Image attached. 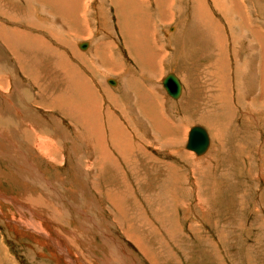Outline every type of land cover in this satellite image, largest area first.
<instances>
[{
    "label": "rangeland",
    "instance_id": "rangeland-1",
    "mask_svg": "<svg viewBox=\"0 0 264 264\" xmlns=\"http://www.w3.org/2000/svg\"><path fill=\"white\" fill-rule=\"evenodd\" d=\"M50 1L40 6L32 0L37 17L28 23L23 20L29 14L26 0H0V27L22 31L34 25L28 34L49 45L41 48L28 36L8 44L0 35V86L6 88L0 87V264H264V0L228 1L237 29L233 47L222 14L209 0L211 19L204 17L202 23L188 5L193 0H176L175 18L170 23L164 15L165 25L155 4L146 9L155 13L149 21L136 15L141 30L143 23L149 25L148 34L153 29L160 45L149 43L157 71L140 82L145 91H155L153 127L152 117L150 124L137 105L118 104L126 103L124 98L134 101L125 84L136 67L130 58L136 48L125 47L112 0H86L93 35L85 37L74 35L80 28L73 23L49 14ZM21 12L26 15L22 24L4 16ZM218 23L229 39L222 49ZM26 41L31 45L26 47ZM83 43H88L85 51ZM142 50L139 46L141 60ZM14 51L24 58L26 70ZM220 58L228 68L224 76ZM63 63L81 73L70 72V81H88L101 104L84 106L81 86L66 79ZM170 73L187 84L185 101V92L176 101L164 90ZM76 104L80 108L72 110ZM87 107L103 129L89 111L85 118ZM108 112L126 127L131 138L126 148L128 137L114 145ZM200 120L210 126L200 127L211 145L198 156L186 142Z\"/></svg>",
    "mask_w": 264,
    "mask_h": 264
},
{
    "label": "bare ground",
    "instance_id": "bare-ground-1",
    "mask_svg": "<svg viewBox=\"0 0 264 264\" xmlns=\"http://www.w3.org/2000/svg\"><path fill=\"white\" fill-rule=\"evenodd\" d=\"M32 0H26V9L24 10V12L26 11V12H28L29 14H27V16L26 15H24V13L23 12H21L22 14L21 15H18L19 17H17V16H15V17H12L11 15H9L10 17H8L7 15H4L5 17H7L8 19H10V20H12V21H14V20H17L18 21V23H20V24H22L21 23V21H20V18L21 17H23V15L24 16H26L23 20H25L26 22H32V19H33V16H35L34 15V13L33 12H35V9H36V7H37V5L34 7L33 5H34V3L35 2H40L39 3V5L40 6H43V5H45L46 3H48V0H34L35 2L34 3H30ZM52 1V2H51ZM49 3H51L52 5V8H53V10H52V12L50 11V13L49 14H51V15H55V14H58L59 15V17L58 18H60V20H65V21H69L68 23H73L74 24V28H80L79 29V31H78V33H76L75 31V33H74V35L75 36H79V35H82L83 37H85L84 35H83V33H85V35L87 34V33H89L90 35L92 34V31H91V26L89 25V18L87 17V12H89V10H90V8H89V5L87 6V1L86 0H63V1H61V2H59L58 0H51ZM101 1H105V0H101ZM140 1V2H139ZM139 1H134V0H112L111 1V3H112V5L114 6V7H116V12H117V24L118 25H120V28L121 29H119V31H120V33H122V35H123V40H124V44H125V47H127L129 50L130 49H135L136 48V50H135V54H132V55H134V56H130V58L132 59V63H133V65H135L136 67L135 68H133L132 70H131V74H130V77H129V79H127V81H126V84H125V88H128V89H130V92H132L133 93V98H134V101H129L128 99H126V98H124V100L126 101V103H122V102H120V103H118V104H121L122 105V107H126L128 104H129V102L130 103H132V104H134L135 106L137 105L138 107H137V109H138V111H141L142 110V112L144 113V115L146 116V115H148V114H150V113H155V110L156 109H154V102H153V99H154V97L152 96V95H154L155 94V91H154V93L153 92H151V91H148L149 92V94L150 93H152V94H148V92L147 91H145L143 88H144V86L142 87L141 86V84H140V82H141V78L142 77H144L145 76V78H146V76L147 77H149L148 79L150 80V79H153L154 77L152 76L153 74H154V72L153 71H157V67H156V61H154V60H156L155 59V55L153 54V52L151 51V48L152 47H149V45L150 44H152L153 46H154V44H156V32L155 31H153V29L151 30V33H149L148 34V26L149 25H145L144 23H143V25H142V30H141V28H140V26L138 25V23H137V20H136V15H138V14H140L141 13V16H143L144 18H145V20L146 21H149V19L150 18H152V17H155L154 15H155V13H157V15L160 17V19H159V22L161 23V24H167L166 22H165V20L166 19H163L164 18V15H166V18H167V16L169 15V18H167V22H170L171 23V17L172 18H175V16L173 15V14H175V12L173 13V7L175 6V1L176 0H153V2H151L150 3V0H139ZM188 1H190V0H188ZM211 3H213V6H214V8H215V10H217V12L218 13H221L222 15L221 16H223V21L226 23V28H227V30H228V32H229V34H230V42H231V44H232V47L233 46H235V42H237V33H236V31H237V29L235 28V22H234V19H233V16H228L229 15V12L228 11H231V8H230V6H227V4H229L228 3V1L229 0H222V2L220 3L218 0H209ZM239 3L241 2V0H237ZM209 2V3H210ZM233 2V1H232ZM210 3V4H211ZM150 4H155L156 5V7L155 8H157V10L155 9V13L152 15V13L151 12H146L147 10V8L149 7V9L148 10H152L151 9V5ZM189 4H191V5H189ZM231 5H232V3H230ZM237 5H238V3H236ZM260 4V3H259ZM111 5V6H112ZM143 5H145V6H147V7H145V6H143ZM188 5L189 6H191L190 8H193V12L195 13V19H197L198 20V22L199 23H202V21H203V18L204 17H207L208 19H211V15H210V9H209V6H208V3H207V0H193V3H190V2H188ZM233 5H235V4H233ZM232 5V6H233ZM103 6V5H102ZM101 6V7H102ZM112 6V7H113ZM185 6V5H184ZM241 6V5H240ZM105 7V6H104ZM242 7V6H241ZM260 7V6H259ZM100 8V7H99ZM103 8V7H102ZM226 8H228L227 9V11H226V13H225V9ZM8 10V9H7ZM101 10V9H100ZM167 10V11H166ZM232 10H234V9H232ZM235 11L238 13L239 11L238 10H236L235 9ZM102 13H104V12H102ZM106 13V12H105ZM241 13V12H240ZM116 14V13H115ZM120 14V15H119ZM161 14H162V16H161ZM31 15V16H30ZM239 16V13L237 14V17ZM242 16V15H241ZM35 17H37V16H35ZM76 19H77V21H78V24H77V22H76ZM107 19V18H106ZM131 19H132V22H131ZM158 19V18H157ZM34 20V19H33ZM103 20V19H102ZM226 20V21H225ZM17 21H15V22H17ZM38 21V20H37ZM37 21H36V25H37ZM59 21V20H58ZM104 21V20H103ZM102 21V22H103ZM136 21V22H135ZM151 21H152V19H151ZM106 22V21H105ZM43 23V20H41V24ZM237 23V22H236ZM153 24V27H154V23H152ZM240 24V23H239ZM104 25H105V23H104ZM108 25V24H107ZM138 25V26H137ZM221 24H219L218 23V32L221 34V36H220V39H219V46H220V48L222 47V45L224 44V42H225V44H226V42L229 40H227L226 39V36H225V39H224V37L222 36V35H224V33H223V31H225L221 26H220ZM239 26V25H238ZM20 27V26H19ZM18 27V28H19ZM30 27H32V28H35V26L34 25H31L30 24ZM30 27H26V28H28L29 30H32V29H30ZM240 28H241V26H239ZM42 28V27H41ZM108 28V27H107ZM262 28V27H261ZM10 28H7V27H5V26H2V27H0V35L4 38V40L7 42V40H10V43L13 41V38H14V40L17 38V39H19L20 38V40L22 39V38H24V40L25 39H28V37H30L31 38V40L32 39H34L35 41H36V44H38V46L39 47H43L44 46V44H46V46L47 47H49V45L47 44V42H43L42 40H40V39H38V37H32V35H29L28 33L29 32H22V31H20L19 29H10ZM36 29H38V26L36 27ZM35 29V30H36ZM82 30H83V32H82ZM241 30H243L242 28H241ZM258 30V29H257ZM188 31V30H187ZM239 31H240V29H239ZM244 31V30H243ZM65 32V31H64ZM68 32H69V30H68ZM67 32V33H68ZM79 32H81V33H79ZM245 32V31H244ZM51 33H56V32H51ZM240 33V32H239ZM46 36V38H48V37H52V39L53 38H55V36L53 35V34H49L50 36H48L47 34H45ZM93 35V34H92ZM257 35V34H256ZM26 36H28V37H26ZM183 36V35H182ZM181 36V38H183ZM217 36V35H216ZM240 36V35H239ZM242 36V35H241ZM245 36V35H244ZM258 36V35H257ZM16 37V38H15ZM121 37V36H120ZM176 37V36H175ZM246 37V36H245ZM261 37V36H260ZM168 38H173V39H175L173 36H169ZM218 38H219V36H218ZM228 38V37H227ZM16 39V40H17ZM43 39V38H42ZM44 40V39H43ZM172 40V39H171ZM217 40V39H216ZM227 40V41H226ZM18 41V40H17ZM243 41V40H242ZM244 42V41H243ZM246 42H247V40H246ZM3 43V42H2ZM8 44H9V41L7 42ZM71 43V42H70ZM150 43V44H149ZM5 43H3V45H4ZM7 44V45H8ZM20 44H22L21 42H20ZM29 44L31 45V42L29 41H26V47L27 46H29ZM36 44L35 43H32V47H35L36 46ZM158 44V43H157ZM156 44V46H158ZM244 44V43H243ZM261 46L262 47H264V45H263V43L261 42ZM109 45H113V44H109ZM253 45V44H252ZM257 45V44H256ZM114 46V45H113ZM139 46L140 47H142L143 48V50L141 51V55L144 57V59L143 60H141L138 56L140 55V52L139 51H137L138 49H139ZM160 46V45H159ZM218 46V47H219ZM16 47V46H15ZM39 47H35V48H39ZM68 47V46H67ZM231 47V48H232ZM12 49H13V47H11ZM114 48H115V46H114ZM161 48V47H160ZM49 49V48H48ZM117 49V48H116ZM115 49V50H116ZM162 49V48H161ZM222 49V48H221ZM235 49H236V47H235ZM155 50H156V47H155ZM232 50H233V48H232ZM261 50H263L262 48H261ZM154 51V50H153ZM160 52V51H159ZM162 52V51H161ZM164 52V51H163ZM238 51H236L235 50V53H237ZM250 52V51H249ZM14 54L16 53L15 51L13 52ZM166 53V52H165ZM217 53V52H216ZM15 55H17V54H15ZM157 55H158V53H157ZM156 55V56H157ZM161 56H162V54H160ZM164 55V54H163ZM177 55V54H176ZM233 55H234V51H233ZM17 56H19L20 57V59L22 60V64H23V67H24V69L26 70V63H25V60H24V58L22 57V56H20V55H17ZM160 56V57H161ZM239 57V53L236 55V57ZM263 56V55H262ZM159 57V58H160ZM110 58L111 59H113V55H110ZM165 58V57H164ZM176 58H177V56H175V57H173V61H176ZM240 58V57H239ZM238 58V59H239ZM63 59V58H62ZM108 59V58H107ZM130 59V60H131ZM221 59V58H220ZM245 59V58H244ZM164 60V59H163ZM51 61V60H50ZM56 62L57 63H59L57 60H56ZM135 62V63H134ZM164 61H162L161 63H163ZM240 62V61H239ZM52 63V62H51ZM61 63V62H60ZM223 63H225V61L223 62ZM227 63V62H226ZM64 64V67H68V69H69V66L68 65H66V63H63ZM237 64V63H236ZM243 64V63H242ZM224 66V64H221V66ZM22 66V65H21ZM53 66H55V65H53ZM161 66V65H160ZM178 66V65H177ZM56 67V66H55ZM62 67V66H61ZM238 67V66H237ZM246 67V66H245ZM130 68V67H129ZM136 68H137V70H136ZM239 68V67H238ZM56 69V68H55ZM226 69L228 70V68L226 67ZM234 69V68H233ZM243 69V68H242ZM73 71H71L70 69H69V71H68V74H69V77H67L66 76V79L68 78V80H69V82H70V84L71 85H76L77 83H78V85L79 86H81L80 87V91H81V93H82V95L81 96H83V98H84V102H83V104H84V106H86L85 104H92V106L91 107H93V105H96V104H99L100 103V98H98V95L95 93V91L93 90V88L90 86L91 84L90 83H88V81L87 82H84L85 81V79H84V81H83V83H81L80 81H78V82H76L77 80L75 79V77H73V79H72V81H70V72H75V74H77V75H80L79 74V72L77 71V69H75V68H73L72 69ZM122 70V69H121ZM120 70V71H121ZM130 70V69H129ZM161 70H162V68H161ZM238 70V69H237ZM112 71V70H111ZM115 71V70H114ZM119 71V70H118ZM163 71V70H162ZM91 72V71H90ZM122 72V71H121ZM120 72V73H121ZM124 72V71H123ZM135 72H137L138 73V79H134L133 77H134V74L133 73ZM228 72V74H229V71H227ZM125 73L127 74V70L125 71ZM123 74V73H122ZM121 74V75H122ZM126 74H124V75H126ZM118 75V74H117ZM120 75V76H121ZM123 75V76H124ZM161 75V74H160ZM236 75L237 76H239V75H241V72H237L236 71ZM247 75V74H246ZM122 76V77H123ZM127 76V75H126ZM227 76V75H226ZM81 77V76H80ZM37 78V77H36ZM229 78V77H228ZM38 79V78H37ZM36 79V81H38ZM66 79H64V81L66 80ZM124 79V78H123ZM122 79V80H123ZM238 79H239V77H238ZM68 80H66L67 82H68ZM76 80V81H75ZM124 80H126V79H124ZM143 80H144V78H143ZM235 80V79H234ZM2 81H4V80H2ZM34 81H35V79H34ZM164 81V80H163ZM180 81V80H179ZM230 81V80H229ZM240 80H238V82H239ZM264 81V80H263ZM39 82V81H38ZM74 82V83H73ZM222 82V81H221ZM6 83V82H5ZM154 83V82H153ZM230 83V82H229ZM240 83V82H239ZM99 84V83H98ZM117 84V83H116ZM40 85V84H39ZM145 85V84H144ZM163 85V84H162ZM229 85V84H228ZM231 85V84H230ZM3 86H4V84H3ZM37 86V85H36ZM48 86H50V85H48ZM146 86V85H145ZM1 88H3L2 87V85L0 86ZM221 87V86H220ZM228 87H230V86H228ZM42 88V87H41ZM124 88V87H123ZM124 88V89H125ZM47 89V88H46ZM77 89V88H76ZM128 89H126V90H128ZM145 89H147V88H145ZM6 91V88L4 87L3 89H2V91ZM155 90V89H154ZM230 90V89H229ZM122 91V90H121ZM153 91V90H152ZM42 92V91H41ZM105 92V91H104ZM126 92V91H125ZM231 92V91H230ZM90 93H92L91 95H90ZM167 93V92H166ZM90 96V98H92V99H88L89 98V96ZM118 95V94H117ZM116 95V96H117ZM136 95H137V97H139L140 98V101H138L139 102V104H138V102H137V97H136ZM181 95H182V93H181ZM181 95H180V97H181ZM122 96V95H121ZM131 96V95H130ZM239 97H240V100H241V91H240V88H239V95H238ZM120 97V96H119ZM180 97L178 98V99H174V100H179L180 99ZM53 99V103H51L50 104V106H54V103L56 102V99L53 97L52 98ZM109 99V98H108ZM111 99V98H110ZM132 99V98H131ZM173 99V98H172ZM242 99H244V98H242ZM87 100H88V102H87ZM107 100V99H106ZM112 100L113 101H115L116 99H114L113 97H112ZM70 101V100H69ZM71 101L74 103V101L75 100H72L71 99ZM109 101V100H108ZM120 101V100H119ZM118 101V102H119ZM61 102H63V100H59V103H58V105L61 103ZM72 102H71V104H72ZM76 103H77V101H75ZM86 102V103H85ZM110 102V101H109ZM151 103H153V105L151 104ZM101 104V103H100ZM186 104H187V102H186ZM186 104H185V106H186ZM61 105V104H60ZM79 104H76V106H74L73 107V109L72 110H75V108H76V110L77 109H79L80 107L78 106ZM133 105V106H134ZM161 105L164 107V104H162L161 103ZM56 106V105H55ZM101 105H99L98 107H100ZM132 106V107H133ZM60 107V106H59ZM72 107V106H71ZM114 107V106H113ZM88 108V107H87ZM86 108V110H84V115H85V118L86 119H88L89 118V115H88V113H87V111H89V113L90 114H92L93 116H91V118L90 119H94L95 120V122L94 123H97L96 125H98V126H100V128L101 129H103V127H104V124H103V127H101V122L102 121H100V117L97 115H95V112H92V111H90V107L87 109ZM129 108V107H128ZM82 109V108H81ZM92 110H93V108H91ZM117 109V108H116ZM116 109H115V111H116ZM163 109V108H162ZM249 109V108H248ZM69 110H71V108L69 109ZM112 110V109H111ZM119 110V109H118ZM212 110V109H211ZM215 110V109H214ZM79 111V110H78ZM126 111V110H125ZM164 111V110H163ZM252 112V111H251ZM109 113V112H108ZM214 113V112H213ZM97 114V113H96ZM113 112H110L109 114H104V115H106V119L107 118H109L108 119V121L110 122L109 124L110 125H112V127H113V129H112V141H113V143H114V145L117 147V145H121L122 143H123V139L126 137H128L127 139L128 140H126V142H124L125 143V148L127 147L126 145H128L127 144V141L128 142H130L131 140V138L129 137V135H128V133L125 131V129H126V127H122L123 126V124H122V122L118 119V116H116L115 117V115L113 114ZM207 115H210V114H207ZM215 116H214V118L212 117V115H211V117L214 119L213 121H216V123L218 122V119H221V118H216V115H217V113L215 112V114H214ZM68 116H71V115H68ZM76 116V115H75ZM149 116V115H148ZM159 116V115H158ZM204 116V115H203ZM98 117V118H97ZM104 117V116H103ZM132 117V116H131ZM209 117V116H208ZM211 117H209L210 119H211ZM219 117H221V116H219ZM79 118V117H78ZM83 118H84V116H83ZM104 119V118H103ZM118 119V120H117ZM151 119V118H150ZM155 119V118H154ZM208 119V118H207ZM98 120H99V122L100 123H98ZM128 120V119H127ZM185 120V119H184ZM188 120V119H187ZM209 120V119H208ZM84 121V120H83ZM104 121V120H103ZM130 121L133 123V124H135L134 123V120H132V119H130ZM148 121V120H147ZM158 121V120H157ZM162 121V120H161ZM210 121V120H209ZM105 122V121H104ZM103 122V123H104ZM159 122V121H158ZM221 122V121H220ZM88 123V122H87ZM107 123V122H106ZM144 123V122H143ZM142 123V124H143ZM146 123V122H145ZM144 123V124H145ZM205 123H207V122H205V121H202V120H200V124H199V126H201V125H203V126H206V124ZM211 123V122H210ZM109 124H107V125H109ZM124 124H126V123H124ZM162 124H164V123H162ZM212 124H213V122H212ZM92 125V124H91ZM91 125H89V126H91ZM95 125V124H94ZM106 125V126H107ZM127 125V124H126ZM152 125V124H151ZM165 125V124H164ZM208 125H210V124H208ZM215 125V124H214ZM158 126H160V125H158ZM167 126V125H166ZM196 126H198V125H196ZM91 127H93V125L91 126ZM110 127V126H109ZM207 128H209L210 126H206ZM213 127V126H212ZM162 128H164L165 129V127L163 126ZM167 128V127H166ZM108 129V128H107ZM158 129H159V127H158ZM210 129V128H209ZM98 130H99V128H98ZM166 131H168V129H165ZM164 130V131H165ZM161 132H164L163 131V129H161L160 130ZM207 131V130H206ZM124 132V133H123ZM171 132V131H170ZM113 133H115V135H116V137H117V139L115 138V136H114V134ZM104 134H105V132H104ZM103 134V135H104ZM134 134V133H133ZM173 135V134H172ZM110 136V135H109ZM209 136V135H208ZM37 137V136H36ZM134 137V136H133ZM166 137V136H165ZM164 137V138H165ZM130 138V139H129ZM155 138V137H154ZM40 139V138H39ZM169 139V138H168ZM210 139V138H209ZM104 140V139H103ZM39 141V140H38ZM118 141H119V144H118ZM157 141V140H156ZM168 141V140H167ZM160 142V141H159ZM162 142V141H161ZM187 142H188V140H187ZM187 142H186V144H187ZM123 143V144H124ZM211 143V142H210ZM136 144V143H135ZM45 145V144H44ZM138 145V144H137ZM171 145H174V144H171ZM177 145V144H176ZM211 145V144H210ZM38 146V145H37ZM40 146V145H39ZM129 146V145H128ZM132 146V145H131ZM163 146L165 147H168V145H166V144H163ZM169 148V147H168ZM171 148V147H170ZM175 148V146L173 147V149ZM103 149V148H102ZM176 150H177V148H175ZM124 150H126V149H124ZM128 150V149H127ZM111 152V151H110ZM175 152V151H174ZM123 153H124V151H123ZM126 153V152H125ZM144 153V152H143ZM122 154V153H121ZM120 154V155H121ZM192 154V153H191ZM110 155V154H109ZM180 155V152L179 151H177V154H176V156H179ZM105 156V155H104ZM118 156V155H117ZM122 156H124V155H122ZM121 156V157H122ZM198 156H201V155H198ZM125 157H126V155H125ZM114 160V159H113ZM148 160V159H147ZM196 162V161H195ZM198 162H200V161H198ZM194 164V163H193ZM197 166H198V164H197ZM197 166H195V168L197 167ZM193 167V166H192ZM135 168V167H134ZM119 169H121V168H119ZM193 170V169H192ZM119 171V170H118ZM132 171V170H131ZM131 173V172H130ZM133 175V174H132ZM126 181V180H125ZM141 183V182H140ZM129 189V188H128ZM12 203H15L14 201L12 202ZM120 203H122V202H120ZM28 221V220H27ZM42 232V234L45 236V237H48L47 235H46V233H44L43 231H41ZM42 235V236H43ZM50 238V237H49Z\"/></svg>",
    "mask_w": 264,
    "mask_h": 264
},
{
    "label": "water",
    "instance_id": "water-1",
    "mask_svg": "<svg viewBox=\"0 0 264 264\" xmlns=\"http://www.w3.org/2000/svg\"><path fill=\"white\" fill-rule=\"evenodd\" d=\"M88 47V43L81 44V49H86ZM108 83L112 86H116V81L111 79ZM167 94L173 98L178 99L182 93V85L178 79V77L170 73L165 77L162 82ZM210 146V139L206 130L200 126L192 128L189 134L188 142L186 145V149L195 152L198 155L204 154Z\"/></svg>",
    "mask_w": 264,
    "mask_h": 264
},
{
    "label": "crops",
    "instance_id": "crops-1",
    "mask_svg": "<svg viewBox=\"0 0 264 264\" xmlns=\"http://www.w3.org/2000/svg\"><path fill=\"white\" fill-rule=\"evenodd\" d=\"M28 30H29V29H27V30H23V29H22V31H26V32H28ZM41 38H42V37H41ZM183 52L185 53V51H183ZM181 56H182V54H181ZM180 59H181V57H179V60H180ZM220 63L223 64V59H220ZM66 68H68V67H65V68L63 67L62 69H64V70L61 69V71L63 72V74L65 73L66 76L69 77L68 72H66V71H69V69H68V70H65ZM219 72H220V76H222V75L224 76V74H226V69H225V67H224L223 65L220 66V70H219ZM61 74H62V73H61ZM61 74H60V75H61ZM227 74H228V72H227ZM61 76H65V75H61ZM164 79H165V78H164ZM164 79H163V80H164ZM180 83H181V81H180ZM155 84H156V83H155ZM181 85H182V83H181ZM194 86H195V85H194ZM183 87H184V89H183ZM195 87H196V86H195ZM183 90H184V91H183ZM184 92H185V97H184L182 100L185 101V100H186V92H187V84H186V88H185L184 84L182 85V95H183ZM167 95H168V94H167ZM182 95H181V97H182ZM168 96H169V95H168ZM169 97H170V96H169ZM181 97H180V98H181ZM170 98H171V97H170ZM179 100H180V99H179ZM182 100H181V101H182ZM176 101H177V100H176ZM181 101H180V102H181ZM183 104H184V103H183ZM185 104H186V103H185ZM185 107L188 108V103L186 104ZM216 113H217L216 116H219L217 111H216ZM148 115H149V116H148ZM148 115H146L148 119H150L149 117H152V119H153V122L151 121V119L148 120V123L150 122V124H151V122H152V127H153L154 124H155V119H154V118H155V115H153V114H151V113L148 114ZM150 115H151V116H150ZM153 117H154V118H153ZM199 117H201V113L199 114ZM195 125H197V124H195ZM151 130H152V128H151ZM149 132H150V131H149ZM152 133H153V130H152Z\"/></svg>",
    "mask_w": 264,
    "mask_h": 264
}]
</instances>
